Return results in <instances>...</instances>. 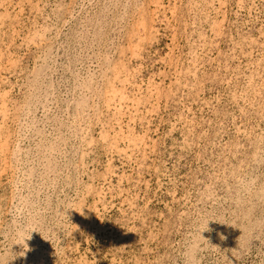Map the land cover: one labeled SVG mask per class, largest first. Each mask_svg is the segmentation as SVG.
<instances>
[{
  "label": "rangeland",
  "instance_id": "rangeland-1",
  "mask_svg": "<svg viewBox=\"0 0 264 264\" xmlns=\"http://www.w3.org/2000/svg\"><path fill=\"white\" fill-rule=\"evenodd\" d=\"M0 143V264H264V0H0Z\"/></svg>",
  "mask_w": 264,
  "mask_h": 264
},
{
  "label": "clouds",
  "instance_id": "clouds-1",
  "mask_svg": "<svg viewBox=\"0 0 264 264\" xmlns=\"http://www.w3.org/2000/svg\"><path fill=\"white\" fill-rule=\"evenodd\" d=\"M31 236L30 235H21V234H18V237L16 239V242L14 244H20V245H23L25 251L28 249V247L26 246L27 243H26V240L29 239ZM25 253L24 252H21L19 253V255L23 256Z\"/></svg>",
  "mask_w": 264,
  "mask_h": 264
},
{
  "label": "bare ground",
  "instance_id": "bare-ground-1",
  "mask_svg": "<svg viewBox=\"0 0 264 264\" xmlns=\"http://www.w3.org/2000/svg\"><path fill=\"white\" fill-rule=\"evenodd\" d=\"M1 144V143H0ZM18 160V159H17ZM22 234V233H21Z\"/></svg>",
  "mask_w": 264,
  "mask_h": 264
}]
</instances>
